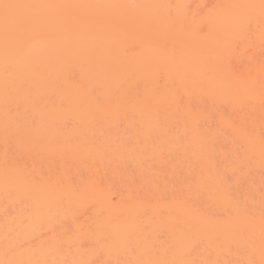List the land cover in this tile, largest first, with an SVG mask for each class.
<instances>
[{
  "label": "bare ground",
  "instance_id": "6f19581e",
  "mask_svg": "<svg viewBox=\"0 0 264 264\" xmlns=\"http://www.w3.org/2000/svg\"><path fill=\"white\" fill-rule=\"evenodd\" d=\"M263 125L264 0H0V264H264Z\"/></svg>",
  "mask_w": 264,
  "mask_h": 264
},
{
  "label": "rangeland",
  "instance_id": "374dc122",
  "mask_svg": "<svg viewBox=\"0 0 264 264\" xmlns=\"http://www.w3.org/2000/svg\"><path fill=\"white\" fill-rule=\"evenodd\" d=\"M214 120H215V119H214ZM211 122H212V121H211ZM211 122H210V123H211ZM213 123H214V122H213ZM213 123H212V124H213ZM255 123H256V122H255ZM259 123H260V121H259ZM212 124H209V123H208V126L210 125V128H211V127L217 125L216 123H214V125H212ZM256 124H257V123H256ZM211 125H212V126H211ZM208 126H207V127H208ZM254 126H256V125H254ZM257 126H258V124H257ZM263 126H264V125H263ZM263 126H262V127H263ZM207 127H206V128H207ZM217 127H218V125H217L216 128H215L216 130H218ZM259 127H260V124H259ZM208 128H209V127H208ZM208 128H207V129H208ZM210 128H209V129H210ZM218 128H219V130H221V132H220L219 130L217 131V133L219 132V134L216 133V135H218L219 138H218V136H216V138L213 136V137L215 138V140L217 141V143L220 144V147H219V145H218L217 147H218L220 150H221V149H224V150L226 149V151H227V149L229 148V149H230V152H229V151H228V152L230 153L229 155L231 156V158H229V157L227 158V156H229V155L227 154V156H226V155L224 154V153L226 152V151H225V152L223 153V157H226V159H225L226 161L223 160L224 162H223V161H222V162H223V164H224L225 162H228L227 159H229V162H231V163L233 162L232 164H234V163H235L234 159H235V160H239V157H240V156H239L238 153L241 152L240 150L242 149V148H241L242 146H240V145L238 144L239 142H238L237 138H233V137L230 136L231 133L228 132V129H227V128H226V130L223 129V127H222V129H221L220 126H219ZM256 128H258V127H256ZM256 128H253V130H255ZM207 129H206V130H207ZM209 129H208L207 131H209ZM211 129H212V128H211ZM211 129H210V130H211ZM213 129H214V128H213ZM216 130H215V131H216ZM222 130H223V132H222ZM224 130H225L226 133L224 132ZM257 130H258V129H257ZM257 130H256V131H253V133L257 132ZM262 130H264V129L261 128V131H262ZM207 131H206V132H207ZM213 131H214V130H213ZM230 131H231V130H230ZM209 132H212V130L209 131ZM227 132H228V133H227ZM258 132H259V134H260V131H258ZM258 132H257V133H258ZM229 133H230V135H229ZM257 133H256V135H257ZM261 134H262V133H261ZM261 134H260V136H263V138H264V135H263V134H264V131H263V134H262V135H261ZM211 135H214V134H211ZM211 135H210V136H211ZM232 136H234V135H232ZM235 137H238V136H235ZM261 138H262V137H261ZM238 139H239V138H238ZM215 140H214V141H215ZM237 142H238V143H237ZM214 143H215V142H214ZM217 143H215V144H217ZM240 143H241V140H240ZM263 143H264V142H263ZM241 144H242V143H241ZM234 145H235V146H234ZM236 145H237V146L239 145L237 148H240V150L235 149V150L238 151V152H237V156H239V157L235 156V157H237V159H236L235 157H234V159H233L231 153H233V156H234V152H233V151H234V148H236ZM230 146H231V147H230ZM232 146H234V148H232ZM221 147H223V148H221ZM231 148L233 149V151H231ZM243 148H244V147H243ZM239 151H240V152H239ZM228 152H227V153H228ZM235 152H236V151H235ZM243 152H244V151H243ZM243 152H241V153H243ZM219 153H221V152H218V154H219ZM241 153H240V155H241ZM235 155H236V153H235ZM217 157H220V155H219V156H216L215 158H217ZM241 157H243V156H241ZM241 157H240V160L244 161L243 159H241ZM220 158H222V155H221ZM220 158H217V159H220ZM232 159H233V160H232ZM231 160H232V161H231ZM218 161H219V160H218ZM242 161H241V162H242ZM247 161H248V160H246V162H247ZM215 162H216V161H215ZM246 162H244V163H246ZM216 163H217V162H216ZM231 163H228L227 165H228V166H232ZM238 163H240V162H238ZM244 163L242 162V164H241L240 166L236 164V166L240 167V168H237V167H236V169H237L238 171H241V168H242V171H244V172H245V171L248 172V176H249V177H246L244 173H243V174L241 173L242 175L245 176V177L243 176L242 179L239 178V180L241 181L242 186H244V184H245V182H246V179H247V181H249V182H251L252 184H254V183H257L258 179H261V177L263 178V175H264V174L262 175V172H261L262 169H261V171H260V170H257L258 172L261 173V174H260V173H258L255 169H254V171H253V170H250V168H249V169H248V168H244V167H243V166H245ZM218 164H219V163H218ZM249 164H250V163H249V161H248V165H249ZM219 165H220V164H219ZM219 165H218V166H219ZM221 165H222V163H221ZM221 165H220V166H221ZM227 165L225 164V165L222 166V167H224V168H222V171H220L221 173H223V169H225L226 171H227V170L230 171V169H228V168H230V167L226 168ZM218 166H217V167H218ZM234 166H235V165H234ZM246 166H247V165H246ZM232 167H233V166H232ZM232 167H231V168H232ZM247 167H248V166H247ZM233 168H234V167H233ZM218 169L221 170V167L218 168ZM251 169H253V168H251ZM263 169H264V168H263ZM225 170H224V171H225ZM237 170H236V172H237ZM247 170H250L251 172H249V171H247ZM232 171H233V170H231V172H232ZM234 171H235V170H234ZM234 171H233V172H234ZM242 171H241V172H242ZM252 172H257V173H254V174H257L256 176H258L259 178H258V179H254V178H256V177H255L254 174H253L254 176L252 175ZM237 173H238V172H237ZM249 173H250V174H249ZM263 173H264V172H263ZM224 174H225V175H224V178H225V177L229 176L228 174H230V172H229L228 174H227V172H226V173L224 172ZM241 174H240V175H241ZM258 174H259V175H258ZM222 175H223V174H222ZM226 175H227V176H226ZM235 175H236V174H235V172H234L231 176L228 177V181H227L226 178H225V180H226L227 182H233V181H235V180H234V178H232V176H235ZM260 176H261V177H260ZM235 177H236V176H235ZM238 177H239V176H237V178H238ZM245 178H246V179H245ZM232 179H233V180H232ZM243 179H244V181H243ZM254 180H255V182H253ZM261 180H263V179H261ZM236 181H237V179H236ZM240 181H239V187L237 186V187L235 188V190H233V188L231 189V187H233L232 184H233L234 182L230 185V188H229V189H230V190H233L234 193H235V191H236V192H239V193H240L241 191L243 192V187L241 186ZM259 181H260V180H259ZM260 182L263 183L264 180H263V181H260ZM260 182H259V183H260ZM262 183H261L262 188L258 185V187L260 188V189H258V191L261 190V192H258V191H257V192L260 193V195H261L262 191L264 190V188H263V187H264V186H263L264 184L262 185ZM228 184H229V183H228ZM236 184H237V182H236ZM246 184H247V182H246ZM246 184H245L244 188L247 187ZM249 184H250V183H249ZM254 185L257 186V184H254ZM228 186H229V185H228ZM240 186H241V188H240ZM234 187H235V186H234ZM248 187H249V185H248ZM262 189H263V190H262ZM245 190H247V189H245ZM242 192H241V194H242ZM244 192H245V191H244ZM239 193H238V194H239ZM263 193H264V192H263ZM263 193H262V194H263ZM235 194H236V193H235ZM239 195H240V194H239ZM263 196H264V195H263ZM234 246H235V245H234ZM236 246H237V245H236ZM238 247H239V246H238ZM239 248H240V247H239ZM230 249H231L230 252H232V254L236 251V250L234 249V247H230ZM230 249H229V250H230ZM233 249H234V250H233ZM240 250H241V249H240ZM242 250H243V249H242ZM242 250H241V251H242ZM241 251H239V253H240ZM243 251H244V250H243ZM235 253H236V252H235ZM239 253H237V256L239 255ZM224 254H225V255H228V254H226L225 252H224ZM232 254L230 253V255H232ZM222 255H223V253L221 254V256H222ZM225 255H224V258H225ZM230 257H231V256H230ZM238 257H239V256H238ZM226 258L228 259L229 257H226ZM231 258H232V257H231ZM233 258H234V257H233ZM234 259H235V258H234ZM229 260H231V259H229ZM232 261H233V259H232ZM230 262H231V261H230ZM230 264H231V263H230Z\"/></svg>",
  "mask_w": 264,
  "mask_h": 264
}]
</instances>
